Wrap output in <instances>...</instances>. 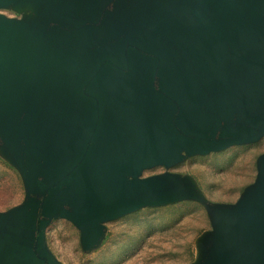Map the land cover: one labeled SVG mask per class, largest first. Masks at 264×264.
Here are the masks:
<instances>
[{"label":"water","instance_id":"1","mask_svg":"<svg viewBox=\"0 0 264 264\" xmlns=\"http://www.w3.org/2000/svg\"><path fill=\"white\" fill-rule=\"evenodd\" d=\"M262 139L264 0H0V158L24 191L0 264H62L54 221L91 253L106 224L182 202L210 225L191 264H264V153L232 204L169 172Z\"/></svg>","mask_w":264,"mask_h":264},{"label":"rangeland","instance_id":"2","mask_svg":"<svg viewBox=\"0 0 264 264\" xmlns=\"http://www.w3.org/2000/svg\"><path fill=\"white\" fill-rule=\"evenodd\" d=\"M11 17L10 11L2 12ZM264 153V139L204 157H193L169 170L191 176L208 201L235 203L256 175V158ZM165 172L154 168L143 177ZM21 179L0 158V212L20 204ZM210 229L204 209L193 202L144 208L106 224V240L91 253H83L79 233L64 220L46 230L50 252L62 264H191L197 257L196 242Z\"/></svg>","mask_w":264,"mask_h":264},{"label":"flooded vegetation","instance_id":"3","mask_svg":"<svg viewBox=\"0 0 264 264\" xmlns=\"http://www.w3.org/2000/svg\"><path fill=\"white\" fill-rule=\"evenodd\" d=\"M10 13H11V15H12L11 17H14V18L20 17V16L17 15L16 13H13V12H11V11H10Z\"/></svg>","mask_w":264,"mask_h":264}]
</instances>
